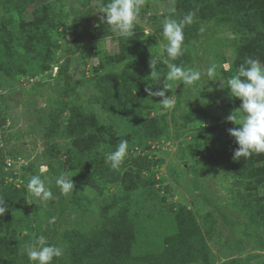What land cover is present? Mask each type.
I'll return each mask as SVG.
<instances>
[{
  "label": "rangeland",
  "instance_id": "1",
  "mask_svg": "<svg viewBox=\"0 0 264 264\" xmlns=\"http://www.w3.org/2000/svg\"><path fill=\"white\" fill-rule=\"evenodd\" d=\"M101 2L108 0H0V182L24 189L21 203L11 212V247L0 264H31L24 248L40 235L63 249L56 264H82L74 246L94 249L107 233L123 234L128 228L125 205L115 196L119 183L101 181L89 170L93 163H106V154L127 139L110 137L95 155L87 156L75 146L76 137L70 129L72 114L106 117V92L100 80L121 71L124 64L107 57L119 52L120 38L103 35L107 24L99 17L105 14L96 12ZM41 4H47L41 8V19L47 14L52 24L43 26L51 49L37 59L24 44L35 9ZM195 6L196 0H143L132 37L162 62L165 19L180 20L191 14L195 20ZM90 7L94 11L88 23L73 30V24ZM197 21L184 27L186 51L176 62L201 71V81L187 88L180 84L167 92L176 100L171 109L161 107V97L143 99L144 114L164 133L146 150L127 140L124 160L148 155L152 164L143 174L159 191V196L148 198L147 194L140 204L134 202L130 213H140L146 219L150 216L151 221L139 228L141 240L156 250H166L171 260L180 257L183 264H264V158L255 161L250 178L234 173L227 147L238 144L228 129L241 125L226 117L240 104L220 87L221 81L207 83L204 75L212 64L219 66L217 79L226 81L235 74L241 34L233 29L232 21L217 14ZM178 83L173 82L174 88ZM54 115H59V127L48 136ZM212 124L215 130L208 129ZM51 146L62 156H54ZM41 164L48 166L46 183L56 198L28 203L26 197L35 198L30 197L27 183L31 176L39 175ZM127 167L122 163L117 170L124 173ZM62 173L75 184L67 195L55 185V178ZM52 216L56 222L48 224Z\"/></svg>",
  "mask_w": 264,
  "mask_h": 264
},
{
  "label": "trees",
  "instance_id": "2",
  "mask_svg": "<svg viewBox=\"0 0 264 264\" xmlns=\"http://www.w3.org/2000/svg\"><path fill=\"white\" fill-rule=\"evenodd\" d=\"M26 1L36 3L39 0ZM46 7L47 4H41L40 7L35 9V19L30 24L31 31L27 32V40L24 44L25 49L31 51L37 59L45 54L47 48L51 49L47 45L50 37L43 26L45 23L52 24L49 22L47 14L46 17L41 19L44 11L41 8ZM93 11L94 8L90 7L85 16L73 24L72 29L76 30L79 26L86 25ZM214 14L232 21L233 29L241 34L237 49V68L249 57L258 59L264 64V0H196L193 16L197 19L193 20V23L187 27L198 24L197 20L199 18L203 19ZM112 34L116 33L112 32L106 25L103 29V35ZM119 38V52L107 57L110 60L124 63L122 70L108 73L100 80L101 87L106 92L103 100L106 117L98 118L95 114L89 113H75L70 117L71 133L76 137L75 146L87 156L95 155L101 143L106 144L110 137L134 141L138 146L145 147L146 150L150 148L151 142L161 140L164 133L155 120H151L144 114L140 103L143 99L149 97L145 91L146 87L151 86L153 91L163 87V81L168 71L167 65L150 56L145 47L135 38L120 36ZM151 59L156 62L159 80L153 79L150 75ZM43 67L47 68L48 64H44ZM235 100L241 106L242 101L239 98H235ZM58 117L59 115L53 116L48 136L53 135L59 127ZM206 120L212 121L209 117H206ZM208 129L215 130V124L210 125ZM122 130L125 132L120 136L119 133ZM238 147L239 145H235L233 148L227 147V154L232 162L234 173L250 178L255 161L259 160L260 157L264 158V153L258 156L253 154L246 160L243 157L236 160L233 157L234 151ZM50 149L54 156H62L61 151L57 150L55 146H51ZM95 161H97L96 158ZM123 164H128L124 173L112 169L108 163H101L100 166L93 163L89 170L91 176L98 175L97 177L101 181L119 183V189L116 192L118 194H115V196L118 199L120 198L125 205L123 213L129 217L127 219L128 228L123 231V234L107 233L96 243L94 249L86 250L74 246L79 253L77 254L79 262L82 264H183L180 257L171 260V256L166 250H156L149 245V242L144 244V241L141 240L143 235L140 234L141 230L139 228L142 227L141 225L145 221L149 220L150 222L151 218L150 216H147V219L146 216L142 218L140 213H135V215L130 213L133 203L138 202L140 204L143 196L147 194L148 198L154 195L159 196V191L154 188V184L147 183L148 179L143 174V170L151 167L152 160L146 154H139L129 160H124ZM152 180L158 182L156 178H152ZM93 185L98 187L97 181H94ZM23 192L24 189L22 191L8 187L0 182V201L9 209L5 215L0 216V258L11 247V237L9 236L12 221L11 212L21 203ZM142 207L141 210L143 211L145 209L144 203ZM47 240L52 244L50 239ZM57 259L54 260L53 264H56Z\"/></svg>",
  "mask_w": 264,
  "mask_h": 264
},
{
  "label": "clouds",
  "instance_id": "3",
  "mask_svg": "<svg viewBox=\"0 0 264 264\" xmlns=\"http://www.w3.org/2000/svg\"><path fill=\"white\" fill-rule=\"evenodd\" d=\"M143 0H108L107 3L101 2L96 10L100 15L99 20L106 23L112 32L120 37L129 38L134 35V29L137 24L141 4ZM193 23L191 14L184 16L180 20L166 18L163 23L162 36L166 41L161 46L162 62L167 65L166 82L163 87L153 91L152 87H146L148 96L161 97L159 104L163 109H171L175 106L176 100L166 95L169 91H175L180 84L184 88L194 86L201 81L202 73L199 70L184 68L173 61L182 57L186 51L184 27ZM166 52V58L164 53ZM218 65H210L204 75L209 81H221L220 87L227 89L229 95L239 98L242 101L241 106L235 109L226 117L227 121L234 122L241 127H233L228 132L233 136L239 145L234 151V159L245 160L253 154L264 153V64L258 59L247 58L226 81L217 79ZM224 67H227L226 65ZM153 79L159 80L160 77L156 70V62L150 61ZM173 82H179L174 88ZM199 97V96H197ZM192 100V99H189ZM128 141L121 140L115 150L106 154V163H109L112 169H119L128 152ZM49 169L46 164H41L39 175L30 177L27 183V191L30 197L28 203L48 202L55 199L51 188L49 187L46 174ZM55 185L62 194H69L75 187L72 178L67 173H62L55 178ZM9 209L0 201V216L5 215ZM56 217L47 219L48 224H54ZM24 254L27 255L31 264H53L56 258L62 257L63 249L55 244L48 242L44 235L37 237L33 243L26 245Z\"/></svg>",
  "mask_w": 264,
  "mask_h": 264
}]
</instances>
